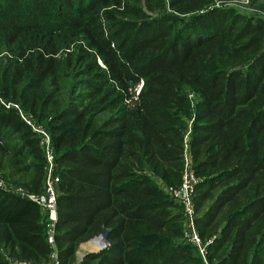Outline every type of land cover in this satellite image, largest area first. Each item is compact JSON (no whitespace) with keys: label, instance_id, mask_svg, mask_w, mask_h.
<instances>
[{"label":"trees","instance_id":"16d2710c","mask_svg":"<svg viewBox=\"0 0 264 264\" xmlns=\"http://www.w3.org/2000/svg\"><path fill=\"white\" fill-rule=\"evenodd\" d=\"M71 75L87 92L64 104ZM0 94L51 132L62 264H264L263 19L215 0H0ZM185 151L205 257L152 177L179 187ZM44 168L39 136L0 104V173L41 192ZM47 219L0 188V264L47 261ZM103 228L109 245L77 263Z\"/></svg>","mask_w":264,"mask_h":264},{"label":"built area","instance_id":"2783aa9c","mask_svg":"<svg viewBox=\"0 0 264 264\" xmlns=\"http://www.w3.org/2000/svg\"><path fill=\"white\" fill-rule=\"evenodd\" d=\"M242 3L249 4V0H220L216 3V6L226 7L230 4L228 3ZM143 86V81H141L135 88L136 94H139ZM0 104L4 105L7 108L14 107L19 116L30 126V128L39 136L40 146L44 152L45 157V177L43 182V188L41 192H16V194L21 193L20 196L24 198L31 199L39 204L42 209L47 214V241L50 244L51 253L50 258L43 262L42 264H62L58 247L56 242V224L58 221V211H57V198L59 194V182L60 176L58 175V161L55 153V149L52 142V137L50 132L45 129L43 126L39 125L36 121L33 120V115L27 114L23 108L15 103L9 102L6 103L0 97ZM199 182V178L195 174L194 169L192 168V160L185 151V163L184 170L182 174V180L179 187L170 186L168 187V193L171 194L174 198L180 200L184 205V210L186 213V229L191 240L195 241L198 246L201 248V252L206 254V249L201 245L200 238L195 229V202L193 199L195 185ZM0 188L6 189V184L0 180ZM21 191V190H20ZM91 241L99 242V250L104 249L109 245V241H99L98 236L91 239ZM81 262L83 257L78 258Z\"/></svg>","mask_w":264,"mask_h":264},{"label":"rangeland","instance_id":"374dc122","mask_svg":"<svg viewBox=\"0 0 264 264\" xmlns=\"http://www.w3.org/2000/svg\"><path fill=\"white\" fill-rule=\"evenodd\" d=\"M218 1H219V4H220V0H215V4ZM143 2H144V0H142V3ZM228 4H230V5L229 6H226V7H223V8L234 9V10H237V11H239L241 13L246 14L247 16H251V17H255V18H258V19H261V20L263 19L264 20V0L261 1V3H259L258 5H254L253 3H251V1H249V4H242V3L237 4V3H233V2L228 3ZM126 11H127V9H126ZM119 17L121 19H123L124 21L128 22V23L132 22L133 19H134V17H131L128 14V11H127L126 14L124 13L123 15H121ZM98 62L99 63H102L101 59H99ZM80 78L81 77H79V76L76 77L75 75H71V76H67L66 77V79H65V81H66V89L64 88V90H63L64 94L62 95V102H64V104H67V103H69L70 100H72L71 95L69 94L71 89L74 90L73 91V94H75V95L80 94L79 92H87L85 89H83V87L81 85H79V86L77 85L78 80H80ZM75 82H76V85L74 84ZM188 96H189V99L191 100V107L194 108L195 105H196V103H197V101H198V99H199V94L197 92L191 90V91L188 92ZM0 97L6 103L14 102V101L6 100L5 97H3L1 94H0ZM11 108H14V107H11ZM103 115H105V114H103ZM33 120L36 121L39 125L43 126L45 129H47L49 131V129L46 127L47 125H45V123H43V122L38 121V119L36 118L35 115H33ZM185 122H186V125H187L186 135H188V133L192 129L193 116L192 117L187 116L185 118ZM50 135H51V132H50ZM4 161H5V163L8 162V157L7 156L4 157ZM148 173L150 175L152 174L151 171H149ZM29 176H30V174H28V175L17 174L13 178H7L6 176L3 175V173H0V180H2L6 184V190L7 191L14 192V193H16L17 191L18 192H26V190H28V189L22 185L23 184V181H24L23 178L24 177H29ZM152 177L156 181V183L160 186V188L164 192H167L168 193V187H170V185H168L167 183H165L163 181V179L161 177L157 176V175L152 174ZM18 194L21 195V193H18ZM168 194H169V197L172 198V199H174V201H175L174 202V206H175L174 208H175V210L177 212H180L182 214V219L181 220H182L183 238H185L188 242H190L192 244H195L199 248V250H200L199 252H201V248L198 246V244L195 241L191 240V238L189 237V234L187 232V229H186V218L187 217H186V213H185V210H184L183 203L180 200H177L173 196H171L170 193H168ZM197 216H198V210H197L196 202H195V218ZM195 229L197 231V228L196 227H195ZM197 233H198V236L200 238L201 245L204 246V247L206 245H208L210 242H212L213 239H214V237H215V235H212L213 233H209V235L207 236V238L203 240V238H201V236H200V234H199L198 231H197ZM89 241H91V240H89ZM89 241H86V242L82 243L79 246V248L77 250V253H76V262L77 263H80V261H79L78 258H80V257H83L84 258L86 256V254H88L90 252H98V250H90L89 252H87L86 254H84L85 249L88 250V248L86 246H83V244H85V243H87ZM95 248H96V246L93 245L92 249H95ZM200 254H202L204 257L206 255V254H203L202 252Z\"/></svg>","mask_w":264,"mask_h":264},{"label":"water","instance_id":"95a60500","mask_svg":"<svg viewBox=\"0 0 264 264\" xmlns=\"http://www.w3.org/2000/svg\"><path fill=\"white\" fill-rule=\"evenodd\" d=\"M108 233L109 230L107 228H103L101 234L98 236L99 241H108Z\"/></svg>","mask_w":264,"mask_h":264},{"label":"bare ground","instance_id":"6f19581e","mask_svg":"<svg viewBox=\"0 0 264 264\" xmlns=\"http://www.w3.org/2000/svg\"><path fill=\"white\" fill-rule=\"evenodd\" d=\"M93 245L96 246L95 249H92ZM99 245H100L99 242H96V241H93V242H92V241H91L89 244H85V245H83V246H86V247L88 248V250H98Z\"/></svg>","mask_w":264,"mask_h":264},{"label":"crops","instance_id":"0c3cea01","mask_svg":"<svg viewBox=\"0 0 264 264\" xmlns=\"http://www.w3.org/2000/svg\"><path fill=\"white\" fill-rule=\"evenodd\" d=\"M84 249V248H83ZM90 250H87V249H85V251H84V254H86L87 252H89ZM84 256V255H83Z\"/></svg>","mask_w":264,"mask_h":264}]
</instances>
